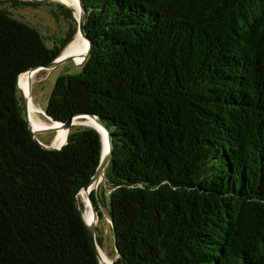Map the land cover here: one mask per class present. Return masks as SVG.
Segmentation results:
<instances>
[{"label": "trees", "instance_id": "obj_1", "mask_svg": "<svg viewBox=\"0 0 264 264\" xmlns=\"http://www.w3.org/2000/svg\"><path fill=\"white\" fill-rule=\"evenodd\" d=\"M10 1L30 3L0 0V264H101L80 196L101 135L81 126L43 147L17 84L78 26L49 47ZM84 1L92 48L44 111L96 114L111 129L106 186L92 195L113 220L114 263L264 264V0Z\"/></svg>", "mask_w": 264, "mask_h": 264}, {"label": "rangeland", "instance_id": "obj_2", "mask_svg": "<svg viewBox=\"0 0 264 264\" xmlns=\"http://www.w3.org/2000/svg\"><path fill=\"white\" fill-rule=\"evenodd\" d=\"M60 3L64 2L60 0H47L40 2H30L29 4H18L17 6H15L10 1L3 3L2 7L7 9L11 13V15L16 19L21 20L29 24L30 26H33L38 29V31L43 36L46 44L49 47H53L56 42L58 45L60 44V39L66 36L67 30L71 26H78L75 8L64 3L74 10V17L76 19V22L74 23L71 19L67 18L62 12V10L59 8ZM81 69V65H76L73 61H66L65 63H62L54 68H42L39 70L40 72L36 74V77L34 79L32 94L35 104L42 111L35 114L38 119H42L44 121L49 122L51 121L46 117L44 109L48 105L49 97L53 91L57 78L64 73H78L81 71ZM81 119L83 118H80V120H78L81 121V123L74 124L71 130L81 126L92 125L87 123L86 120ZM57 134L58 132H42L39 133L37 137L40 141L45 144H53V141ZM104 179L100 182L99 185L106 186L104 183ZM104 186L103 188H105ZM80 196L82 202L84 203L85 213V210L87 208L85 203L86 201L83 198L82 194H80ZM101 210L104 214V217L102 219H100V217L98 218L97 226L101 228V234L105 240V245L103 248L98 244V242L97 245L99 247V250H103L112 262L116 257V253L114 248L115 244L112 233L111 218L109 216L107 207H102Z\"/></svg>", "mask_w": 264, "mask_h": 264}, {"label": "water", "instance_id": "obj_3", "mask_svg": "<svg viewBox=\"0 0 264 264\" xmlns=\"http://www.w3.org/2000/svg\"><path fill=\"white\" fill-rule=\"evenodd\" d=\"M22 1H30V2H40V1H47V0H22ZM79 4H80V14H79V17H77V22H78V30H77V33H76V36L75 38L73 39V41H71L68 46L66 47V49L76 40L77 37L79 36H82V38H85L89 41V46H88V49L87 51L85 52V54L83 55V60L81 62H76L75 60V56L74 55H68V56H64L62 57V54L57 57L55 60L51 61V62H48L46 64H41V65H36L32 68H30L29 70L25 71L24 73H28L29 76H30V85H29V92H25V90H23L20 86V77H21V74L19 75L18 77V87H19V90H20V93H21V99H22V105H23V110H24V115H25V119L29 125V129L31 130L32 134H33V137L45 148H51V149H60L62 148L68 141V136H67V139H66V142L64 144H62L60 147H56L54 145H46L44 143H42L37 135L39 133H42V132H57L60 128H65L68 130V135H69V132L72 128V126L74 125L75 123V120L76 118L78 117H89V118H92L93 120H95V122L101 127V130H99L98 128L92 126V125H88V126H92L94 127L95 129H97V131L100 133L101 135V140H102V154H101V159H100V163L96 169V172L95 174L92 176L90 182L82 189L84 191L87 192L88 194V198L90 200V203H91V208L94 212V215H95V219L96 221L95 222H91V223H88L85 219V216H84V212H83V217L85 219V222L87 224V228H88V231H89V234L91 236V239H92V242L95 246V249H96V252H97V255H98V258L100 260V263L101 264H107V263H103L102 262V255H101V252L99 250V247L97 245V237H96V234H97V222H98V218L100 217V213L97 209V204H96V200L94 199L93 195H92V191L95 189L97 190L98 187H99V184L100 182L105 178V172H106V169L109 165V162H110V159H111V155H112V149H113V141H112V133H111V129L109 128V126L107 125V123L98 115L96 114H92V113H76L74 115H72L67 121H58V120H55L53 119L51 116H49L45 111V115L46 117L51 120V122L53 123H56V122H59L60 125L59 126H51V127H48V128H44V129H39V130H35L32 126V123H31V118H30V104H29V96L31 93H33V79H32V76L34 75L35 71L40 69V68H54L62 63H65L66 61H73L76 65H82L84 63V61L87 59L89 53H90V50L92 48V40L91 38L87 35L86 33V29H85V23H86V19H87V15H88V11H87V7H86V4H85V1L84 0H79ZM65 49V50H66ZM64 50V51H65ZM63 51V52H64ZM96 184L95 187H93L94 185ZM111 225L114 227V224H113V220L111 219ZM113 237H114V244H115V248H116V252H117V255L115 257V259L117 258L118 254H119V251H118V248H117V240H116V234H115V229H113ZM115 259L112 261V264H115Z\"/></svg>", "mask_w": 264, "mask_h": 264}, {"label": "bare ground", "instance_id": "obj_4", "mask_svg": "<svg viewBox=\"0 0 264 264\" xmlns=\"http://www.w3.org/2000/svg\"><path fill=\"white\" fill-rule=\"evenodd\" d=\"M72 7L75 8L76 10V14H77V17H79V14H80V4H79V0H60ZM88 46H89V41L85 38H82V36H79L76 38V40L63 52L62 54V57L64 56H68V55H74L75 56V60L76 62H81L83 60V55L85 54V52L87 51L88 49ZM42 69V68H40ZM36 70L34 75L32 76V79H33V83H34V79L36 77V74L38 72H40L39 70ZM42 71V70H41ZM29 85H30V76L29 74L26 72V73H22L21 74V77H20V86L23 90H25V92H29ZM33 93L30 94L29 96V104H30V118H31V123H32V126L35 130H39V129H44V128H48V127H51V126H59L60 123L59 122H56V123H51V121H44L42 119H38L35 114L38 113V112H42L41 109L35 104L34 102V98H33ZM80 118H83L84 120L87 121V123L89 124H92V126L98 128L99 130H101V127L95 122V120H93L92 118H89V117H78L76 118L75 120V123L74 124H79L81 123V121H78L80 120ZM81 119V120H83ZM58 134L56 135L54 141H53V144L54 146L56 147H60L62 144H64L66 142V139H67V136H68V130L65 129V128H60L58 131ZM96 186V184L94 185ZM83 195V198L85 199V203H86V210H85V213H84V216H85V219L88 223H91V222H95L96 219H95V215H94V212L90 206V200L88 199V195H87V192L84 191V190H81V193ZM101 251V255H102V262L103 263H106L107 264H111V260L110 258L104 253L103 250H100Z\"/></svg>", "mask_w": 264, "mask_h": 264}, {"label": "crops", "instance_id": "obj_5", "mask_svg": "<svg viewBox=\"0 0 264 264\" xmlns=\"http://www.w3.org/2000/svg\"><path fill=\"white\" fill-rule=\"evenodd\" d=\"M42 142V141H41ZM43 143V142H42ZM45 144V143H44ZM46 145H51V143H47Z\"/></svg>", "mask_w": 264, "mask_h": 264}]
</instances>
